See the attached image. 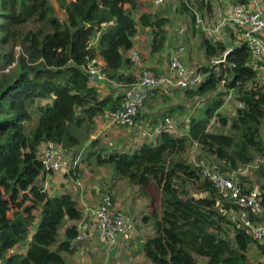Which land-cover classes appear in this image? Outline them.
Segmentation results:
<instances>
[{"label": "trees", "instance_id": "16d2710c", "mask_svg": "<svg viewBox=\"0 0 264 264\" xmlns=\"http://www.w3.org/2000/svg\"><path fill=\"white\" fill-rule=\"evenodd\" d=\"M57 2L66 11L65 19L59 17L52 0H0V69L11 67L0 72V264H68L66 254L75 250L77 223L84 213L70 191L52 195L38 183L49 173L39 146L49 140L68 152L89 141L94 147L100 143L93 138L97 120L106 110L118 107L125 91L139 81L134 63L125 55L134 48L139 25L152 28L153 53L163 50L168 39V19L151 13L137 19L136 0ZM34 36L44 47L40 60L32 58ZM200 38L210 60L198 71L202 82L186 89H154L145 101L162 90L170 96L180 90L186 102L199 101V110L183 120L185 133L162 131L147 140L139 134L131 151L103 154L101 148L88 158L112 168L115 177L127 179L153 199L154 212L143 220L152 222L155 233L138 251L153 264H201L203 259V264H264V239H254L229 214L246 210L257 220L264 218L217 188L185 156L190 146L198 144L203 154L199 160L226 176L238 171L235 179L242 195L256 192L264 209V163L253 169L255 178L240 172L264 146V83L247 43L230 47L204 33ZM98 60L103 61L99 69L106 80L95 79L88 71ZM103 82L107 90L112 82L121 86L103 95ZM230 91L242 105L231 118L221 112ZM187 108L181 103L165 113L178 123L179 117L186 119ZM140 117L141 107L137 123ZM215 122L227 130L215 131ZM80 173L78 166L72 169V177ZM189 188L203 194L195 196ZM33 210L40 211L41 219L27 250L13 252L28 239L25 216ZM255 246L263 259L251 258L249 251Z\"/></svg>", "mask_w": 264, "mask_h": 264}, {"label": "rangeland", "instance_id": "374dc122", "mask_svg": "<svg viewBox=\"0 0 264 264\" xmlns=\"http://www.w3.org/2000/svg\"><path fill=\"white\" fill-rule=\"evenodd\" d=\"M236 1L237 0H168L166 5L156 6L152 0H136L137 6L134 8L133 12L134 16L137 19L142 13H151L155 16L157 15L159 17H166L168 19V23L166 25V29L168 31V39L166 45L163 50L156 53H153L151 51L152 39L154 36L152 28L139 25L140 30L136 36L138 44L141 43V49L143 51L139 50L138 48L134 50L138 49L137 51L141 53L144 60L143 66L134 64L135 73L138 76V80L141 78L142 72L145 69H153L155 70V72L157 71V73L161 74L169 71L172 54L178 50L179 43H183L185 45L184 62L187 65L188 70L192 71L193 74L197 73L202 65L210 63V60L205 54V51L200 47V35L202 33H204L206 37L210 38L213 41H223L230 47L234 45L236 36L234 35L232 27L227 24L222 25L219 28L218 26L229 16ZM52 2L56 6L57 14L59 15V17L61 19H64V15L66 12L60 7L57 0H52ZM185 5L189 8V10H187ZM193 14H195L196 18H194ZM197 19H199V21H197ZM96 42L97 39H94V43ZM19 48V46L15 48L16 53H18ZM43 49L44 47H42L39 39L34 36V38L32 39V53L34 57L32 58L40 60L42 58L41 55ZM129 55L130 53H127L128 57ZM90 65H94V63H91ZM94 67L99 68L101 67V65L97 63L94 65ZM10 69L11 67H7L4 70L0 69V72H9ZM179 91H176L177 93L174 96L175 100L177 98V101L186 102L185 98L181 96ZM161 92H159L158 96H153L141 106L142 117L140 118L143 119L138 120L139 124H141L146 119L150 123L159 124L160 122L165 120L167 116H169L166 115L165 111L167 107H171L169 105L173 98L169 95L168 91L162 90ZM188 104H190V107H188L187 110L183 112L185 113L186 118H190L192 114L196 113L199 110L198 108L200 102L191 100ZM241 106V103L238 102L235 98L234 93L230 91L225 97V103L221 108V112L223 115L231 118L236 114L237 108ZM178 123L180 127L185 124L183 122L180 123V121ZM111 128L117 130L115 132H112L113 139L111 141H113V144L110 145L109 142L106 144L103 143L104 146H101V144L97 145L96 150L103 148V154H106L110 151L115 150L131 151L135 147L139 139L138 133L140 128H138V126H112ZM214 128L215 131L227 130V127H223L219 122H215L213 129ZM262 137L264 138V124L262 128ZM93 149L94 146L89 141L82 146L76 147L73 151L74 154H71L72 156L74 155L76 159H78V164L76 166H78V168L81 170L78 178L72 177V183L75 185L79 193H77L79 195V201L76 198L77 201L80 202L81 197L83 199H86L85 196L87 194H92V196L98 197V201L100 202L103 195L110 193L113 196L115 207L118 210H122L132 216H134L135 214L130 211H141L139 215L135 216L139 219L140 222L137 227L138 230H141V228L145 229V235H143L144 238L149 237L150 232L154 227L152 225V222L149 223V227H144L143 224L145 222H143V218L146 217L144 211H152L153 206H155V203L152 201L153 199L143 194L139 186L131 184L127 179L122 180L121 178L115 177L112 168L97 165L95 159H91V161H89V154L92 151H96ZM200 150V147L197 144H194L190 146V150H188L189 152L187 151L185 156L188 157V159L190 158L192 161H199L200 155L203 156V154H200ZM84 162H87V165ZM81 164L85 165V167H83V165L81 166ZM83 169L87 170V172L83 173ZM250 174H252V177H256V174L253 173V170L250 171ZM65 176L67 175L65 174ZM98 182L100 187L98 189L96 188L97 190H94L93 187L95 184H98ZM39 184H43L45 185V187H48V183L46 184L45 179L42 182V176L41 182ZM189 189L190 193L195 196H200L203 194L195 188ZM60 190L61 189H56L54 187V184H52L50 188L51 192H57ZM32 202H34L33 199L27 201L25 205L31 204ZM99 202L90 205L92 207H95L99 204ZM13 211L14 210L11 207L9 209L10 215L13 214ZM229 217L236 219L237 216L234 214V212H232L229 214ZM40 219L41 216L39 210H33L30 214H26L25 220L27 226L25 227L24 232L28 235V239L27 241L22 242L20 245L16 246L13 252H25L27 250L29 237L38 226V222L40 221ZM146 230H148V232ZM141 233H144V231L141 230ZM129 250L130 252L126 253V256H137L138 251L133 252L132 249ZM109 251L110 248H105V252H103V254H98L99 259L101 262L106 261L107 264H115V260L111 259V253ZM249 254L252 259H263V256L261 255L260 251L256 249V246L254 247V249L249 251ZM94 258L97 259V254L94 255ZM95 259L93 260L94 262L96 261ZM204 261L205 260L203 259L200 263L203 264Z\"/></svg>", "mask_w": 264, "mask_h": 264}, {"label": "built area", "instance_id": "2783aa9c", "mask_svg": "<svg viewBox=\"0 0 264 264\" xmlns=\"http://www.w3.org/2000/svg\"><path fill=\"white\" fill-rule=\"evenodd\" d=\"M156 6L166 5L168 0H152ZM199 21V19H197ZM229 25L232 27L236 41L234 44L247 43L251 53L254 66L258 70L259 77L264 83V0H237L232 7L229 16L219 26ZM185 45L178 44V50L172 54L169 71L157 73L151 69L142 72L139 81L130 89L125 91V96L120 105L113 109L106 110L100 117L106 126L112 127H133L140 128L139 133L142 139L156 138L162 131H168L175 135L184 132L176 119L167 116L159 124H152L149 121L139 124L135 120L139 108L148 99L149 93L154 89L180 88L186 89L202 82L203 75L199 72L191 73L184 62ZM129 58L136 64L143 66V56L137 50H130ZM95 62V61H94ZM90 74L97 76V79L106 80V76L99 68L90 65ZM189 120V117L185 119ZM212 124H210V127ZM198 145V144H197ZM39 156L46 166L49 176L53 172H63L72 177V169L78 164V159L68 153L56 142L44 140L39 146ZM70 154V155H69ZM200 166L203 177L211 180L219 189L227 190L231 198L236 199L239 204L251 207L252 212L258 217L264 218V209L258 201L257 193L242 195L241 187L236 182L238 171L226 176L215 170L205 160H194ZM264 163V146L261 154L249 165L240 170L241 173H249ZM43 185V184H42ZM45 189V185H43ZM81 208L83 218L78 221L79 235L73 241L72 248L80 243L98 239L113 248L119 238L129 230L137 228L139 219L115 207L113 196L110 193L103 195L99 204L92 207L81 197ZM247 232L256 240L264 239V220L253 218L246 210L235 211Z\"/></svg>", "mask_w": 264, "mask_h": 264}, {"label": "crops", "instance_id": "0c3cea01", "mask_svg": "<svg viewBox=\"0 0 264 264\" xmlns=\"http://www.w3.org/2000/svg\"><path fill=\"white\" fill-rule=\"evenodd\" d=\"M66 16H67V14L65 13L64 17L66 18ZM136 48H138L139 50H142L141 49L142 48L141 47V43L138 44L137 36H135V38H134V48H133V50L136 49ZM129 52L130 51L125 52V55L127 56V53H129ZM97 63L100 64V65H103V61H101V60H98ZM190 72L193 73L192 71H190ZM110 84H111L110 85V90H107L105 86H107L108 84H106L104 82L101 83L103 95H106V94L110 93L112 90H114V89L118 88L119 86H121L120 84H118L116 82H112ZM176 93H171V96L173 98V100H171V103L169 105L171 107H169V108L167 107L166 110H168L170 108H173L177 104H181V103L182 104H186L188 107H190V104H188L189 102L177 101V98L175 100L174 96H175ZM181 96H183L185 98V96L183 95L182 91H181ZM201 105L202 104H200L199 106H201ZM176 114L177 115H182L181 113H176ZM184 114L185 113H183V115ZM179 120H180V123L181 122L184 123V121H185V119L184 118L182 119V117H179ZM115 131H117V130L114 129V128L106 126V124L102 120L98 119L97 120V124H96V128H95L94 133H93V138H95V139L99 138L100 143H98L97 145L101 144V146H104L103 143L106 144V143H109V142H110V145H111V144H113V141H111L113 139V133L112 132H115ZM97 145L94 147L93 150L97 149ZM74 150H75V148L73 150H69L68 153L74 154V152H73ZM74 159H76V157H74ZM89 161H91V160H89ZM84 163H86V165H87V162H84ZM82 165L83 164H81V166ZM83 167H85V165H83ZM84 170L85 169H83V173H86L87 170H85V171ZM43 178L45 179L46 184L48 183V187H46V188L52 195L54 194L55 191L51 192L50 188H51L52 184H54V187L56 189H61L60 191L55 192V194L56 193H62V192H65V191H70L73 194V197L75 199L77 198L78 201H79V195H78L79 193H78L75 185L72 183V180H73L72 177L65 176V174L63 172L57 171V172L50 173L49 176H46V175L42 176V182L44 181ZM51 181H52V183H51ZM40 182H41V178L38 180V183H40ZM99 187H100V185H99V182H98V184L94 185L93 189L97 190ZM85 198H86L85 199L86 202H88V204H91V205L95 204L96 202L97 203L99 202L98 201V197H94V196H92V194H87L85 196ZM154 207L155 206H153V209H154ZM153 209H152V211H144L145 214H146L145 216L151 215L154 212ZM130 212H133L135 214L134 216L139 215L141 213V211H130ZM143 222H145V221H143ZM149 223L150 222H145L143 224V226L144 227H149ZM141 230H143L144 233H141ZM141 230L140 229L138 230V227L135 228V229L129 230L127 233L123 234L119 238V241L117 242V244L113 248L110 249L109 252L111 253L110 254L111 255V259L115 260V264H153L142 253H138L136 257H133V256L132 257L131 256L128 257V256L125 255L126 253L130 252L129 249H132L133 252L139 251L141 243L148 238V237L147 238L143 237V235H145V229L141 228ZM146 231L148 232V230H146ZM154 233H155V231L152 229V231L150 232V236L154 235ZM105 248H109V247L106 244H104L101 241H99L98 239H93L91 241L80 243L77 247H75V250H74L73 253H67L66 254V259H67L68 264H107L106 261L105 262H101L100 259H99V255H98L100 253L103 254V252H105ZM113 249H116L114 254H112V250ZM93 254L94 255L97 254V259L94 258ZM94 259L96 260L95 262L93 261Z\"/></svg>", "mask_w": 264, "mask_h": 264}, {"label": "water", "instance_id": "95a60500", "mask_svg": "<svg viewBox=\"0 0 264 264\" xmlns=\"http://www.w3.org/2000/svg\"><path fill=\"white\" fill-rule=\"evenodd\" d=\"M94 78L97 79V76H94ZM115 251H116V249H113V250H112V254H114Z\"/></svg>", "mask_w": 264, "mask_h": 264}]
</instances>
